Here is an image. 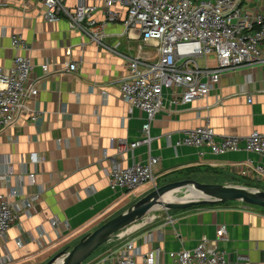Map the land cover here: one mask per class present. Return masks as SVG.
<instances>
[{"label":"crops","instance_id":"0c3cea01","mask_svg":"<svg viewBox=\"0 0 264 264\" xmlns=\"http://www.w3.org/2000/svg\"><path fill=\"white\" fill-rule=\"evenodd\" d=\"M79 1L66 0L65 5L72 10ZM84 1L92 5L103 0ZM242 7L248 13L262 11L264 0H242ZM44 9L40 0H0V66L10 68L17 54L28 56L38 82V94L28 102L31 110L17 125L0 131V193L17 212L0 239V264H44L168 182L194 179L264 190V175L255 167L264 166V155L175 147L184 130L207 123L219 135L264 134V67L225 71L208 96L185 106L174 104L173 91L165 88L151 124L150 147L141 144L119 154L118 139L140 140L146 118L122 99L119 81L128 71L124 58L71 28L64 13L47 20ZM119 10V19L112 21L99 9L94 13L99 24L107 21L105 42L120 53L156 59V48L143 42L140 33L127 34L126 10ZM13 36H21L28 48H13ZM71 62L77 65L74 71L67 68ZM43 63L49 64L47 75ZM198 63L215 65L216 59L211 55ZM33 110L39 113L36 120L30 119ZM149 155L160 158L156 185L111 189L113 163L125 167ZM221 224L228 239L217 241L218 248L239 264H264V207L242 201L157 208L117 232L82 264H110L113 252L128 241L138 262L148 264L145 255L158 248L152 264H171L169 251L193 249L204 236L214 241Z\"/></svg>","mask_w":264,"mask_h":264},{"label":"built area","instance_id":"2783aa9c","mask_svg":"<svg viewBox=\"0 0 264 264\" xmlns=\"http://www.w3.org/2000/svg\"><path fill=\"white\" fill-rule=\"evenodd\" d=\"M40 1L47 20L55 21L64 13L71 28L124 58L128 71L119 81L122 99L131 109L143 111L146 118L140 140L118 139L119 154L141 144L150 147L151 124L163 104L165 88L173 91L174 104L185 106L208 96L225 71L249 65L264 67V10L248 13L243 10L242 0H103L92 5L80 0L72 10L65 5L66 0ZM117 7L126 10L127 34L132 30L140 33L143 42L156 48V59L120 53L116 46L105 42L104 25L119 19ZM98 9L107 20L100 24L94 16ZM28 46L21 36H13V48L27 49ZM211 55L216 59L215 65L198 63L199 59ZM67 66L71 71L77 69L75 62ZM33 68L31 58L22 54L14 56L10 68L0 66V131L17 125L22 115L31 110L28 102L38 94ZM42 71L43 75L50 72L48 63L42 64ZM38 117L39 113L33 110L30 119ZM179 146L207 147L216 155L240 150L264 155V134L254 130L246 136L219 135L207 123L184 130L175 141V147ZM159 164L160 158L154 155L125 167L115 162L109 172V185L113 191H134L148 183L156 185ZM255 167L264 175L262 164ZM30 177L33 180L34 174ZM16 218V208L0 193V239ZM52 224L59 225L56 219ZM227 239L226 225L221 224L214 241L204 236L193 249L169 251L168 256L171 264H239L216 245L217 241ZM160 252L158 248L150 251L145 261L154 263ZM112 256L110 264H143L135 258L131 241L123 243Z\"/></svg>","mask_w":264,"mask_h":264},{"label":"water","instance_id":"95a60500","mask_svg":"<svg viewBox=\"0 0 264 264\" xmlns=\"http://www.w3.org/2000/svg\"><path fill=\"white\" fill-rule=\"evenodd\" d=\"M182 196H176L179 192ZM167 194L176 199L167 200ZM242 201L264 207V190L244 186L201 183L194 179L168 182L136 201L123 212L108 219L95 230L85 234L71 249H64L44 264H82L117 232L142 219L157 208H183L199 204Z\"/></svg>","mask_w":264,"mask_h":264},{"label":"bare ground","instance_id":"6f19581e","mask_svg":"<svg viewBox=\"0 0 264 264\" xmlns=\"http://www.w3.org/2000/svg\"><path fill=\"white\" fill-rule=\"evenodd\" d=\"M164 198L167 200H172V199H176V196H174L172 194H167Z\"/></svg>","mask_w":264,"mask_h":264},{"label":"rangeland","instance_id":"374dc122","mask_svg":"<svg viewBox=\"0 0 264 264\" xmlns=\"http://www.w3.org/2000/svg\"><path fill=\"white\" fill-rule=\"evenodd\" d=\"M180 193H182L181 195H184V192L181 191ZM175 195H176V194H175Z\"/></svg>","mask_w":264,"mask_h":264}]
</instances>
